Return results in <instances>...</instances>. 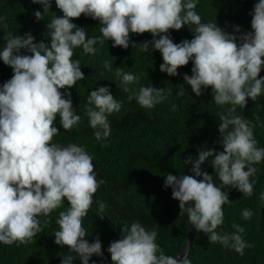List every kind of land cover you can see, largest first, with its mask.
Wrapping results in <instances>:
<instances>
[{
    "label": "clouds",
    "instance_id": "clouds-1",
    "mask_svg": "<svg viewBox=\"0 0 264 264\" xmlns=\"http://www.w3.org/2000/svg\"><path fill=\"white\" fill-rule=\"evenodd\" d=\"M31 3L42 7V11L33 13L39 21L44 19L43 12L50 11L53 0H31ZM54 3L62 15L54 14L47 22L48 43L35 42L31 32L9 33L0 47V61L12 71L11 77L0 84V244L30 242L42 231L38 217H48L66 201L68 207L56 219L58 230L52 233L56 245L68 247L69 254L61 258L60 264H74L76 258L80 264H90L93 255L100 258L99 264H104L99 236L89 242L82 226L102 179L97 178L93 158L83 146L54 141L59 132L53 125L58 116L60 127L70 131L81 120L74 111L70 89L85 76L81 62L70 59L74 49L82 48L85 54L94 55L95 45L110 40L112 47L128 49L131 45L140 52L158 50L163 61L159 70L169 76L180 74L178 68L191 61V75L180 74L191 92L200 96L210 86L215 104L230 105L226 112L217 114L223 150H204L201 146L195 158L188 155L183 160L184 166L191 165L192 175L168 173L163 186L171 188V197L179 202L180 215L186 213L188 223L206 234L209 243H219L243 255L245 248L253 247L243 238L244 227L234 223L232 233H220L217 229L224 222L223 206L231 203L227 190L234 188L251 197L258 171L254 165L264 162V147H258L255 125L241 115H234L237 106L246 105V98L255 101L264 95V76H259L264 69V0H255L248 13L251 31L243 32L240 25H232L233 31L229 32L216 21L202 22L195 10L199 0H54ZM81 14L99 22L98 35L87 36L85 28L70 19ZM4 20L0 16V27L4 26ZM184 26L192 38L173 42L169 30ZM145 32L151 34V39L140 43L130 39V33ZM103 67L112 71L108 61ZM115 77L116 86L126 93L140 79L120 67H116ZM170 94V89L140 85L128 99L150 110L166 101ZM177 94L184 96V88ZM85 107L95 140L106 146L112 131L108 117L120 111L121 102L114 98L108 85L97 86L88 92ZM209 157L212 159L208 160ZM206 160L215 179L201 169ZM258 200L264 208V190ZM99 211L103 212V205ZM252 216L249 208L241 212L244 220ZM157 235L155 228L146 229L139 221L123 225L121 237L111 241L106 249L111 264H192L187 256L177 260L166 255L156 242ZM91 264L98 262L93 260Z\"/></svg>",
    "mask_w": 264,
    "mask_h": 264
},
{
    "label": "trees",
    "instance_id": "trees-1",
    "mask_svg": "<svg viewBox=\"0 0 264 264\" xmlns=\"http://www.w3.org/2000/svg\"><path fill=\"white\" fill-rule=\"evenodd\" d=\"M254 3L255 0H199L195 10L202 22L216 21L218 26L229 32L233 31L232 25H240L243 32L251 31V17L248 13ZM36 10L42 11V7L31 3V0H0V16L5 17L4 26L0 27V47L5 43L4 36L9 33L23 35L31 32L35 42L48 43L46 24L54 14L61 16L62 13L56 8L54 0L50 11L42 13L44 19L36 20L33 15ZM70 19L77 26L84 27L87 36L99 34L100 25L97 20L83 14L79 18ZM169 33L173 42L192 38L187 26L180 30L170 29ZM130 39L140 43L151 39V34L130 33ZM95 47L97 51L94 55L85 54L82 48H76L70 58L81 62V71L85 76L70 89L74 111L81 116L80 123L72 130L65 131L60 127L57 116L58 122L55 121L53 125L56 123L59 132L54 141L82 145L103 175L102 183L95 193L96 206L92 205L87 216L82 219V226L88 233L85 239L92 242L98 235L104 264H111L110 253L106 249L111 241L119 239L116 231L121 233L123 225L139 221L146 229L155 228L157 244L166 255L174 256L185 242L188 219L186 213L180 215L179 202L171 197V188H165L163 181L168 173L185 174L190 164L184 166L183 160L188 155L195 158L201 146L205 149L219 136L217 114L226 112L230 105L215 104L210 86L200 96L191 92L190 85L180 75H191V61L179 67L180 74L173 77L159 70L163 61L158 50L140 52L131 45L128 49L112 47L110 40L104 44L98 43ZM105 61L112 65V71L103 67ZM116 67L140 77L136 85H130V92L126 93L116 86ZM263 72L264 69L259 76ZM11 75V68L0 61V84ZM105 85L110 87L114 98L122 105L119 112L108 117L112 131L106 146L95 140L85 115L88 92ZM140 85L161 87L166 91L170 89L171 94L153 109H144L134 99H128L131 92ZM182 87L184 96L177 94ZM242 108L237 106L234 115H240ZM245 118L255 125L254 135L258 147H264V95L255 101L249 100ZM212 149L223 150L220 143ZM208 160L201 165V169L212 174L215 179ZM254 166L258 171L254 177L256 182L253 195L244 196L234 188L227 190L231 203L223 206L224 222L217 229L220 233H232L235 231L232 225L239 224L245 229L243 238L253 247L245 248L244 254L239 255L219 243H209L206 234L195 229L187 254L192 264H264V208H261L258 200L259 193L264 190V162ZM100 205H103L102 213L116 229L101 217ZM67 207L65 201L61 208L54 210L48 217H38L42 231L30 242L0 244V264H60L61 258L69 254L68 247L56 245L52 233L58 230V213ZM245 208L253 211L250 220L241 217ZM93 260L99 264L100 258L93 255L90 264ZM74 264H80V260L76 258Z\"/></svg>",
    "mask_w": 264,
    "mask_h": 264
},
{
    "label": "water",
    "instance_id": "water-1",
    "mask_svg": "<svg viewBox=\"0 0 264 264\" xmlns=\"http://www.w3.org/2000/svg\"><path fill=\"white\" fill-rule=\"evenodd\" d=\"M263 75H264V72L260 76H263ZM74 96H75V94H74ZM246 100H247V103L242 108V111H241V114H240L243 118L246 117V110H247V106H248V103H249L250 98H246ZM58 121H56V122H58ZM55 126H56V123H55ZM221 139H222V137H220V135L217 136L214 140H212L209 143V145L204 150L212 149L216 144L220 143V140ZM76 144H78V143H76ZM78 145H80V144H78ZM92 163H93V170L95 172H97V174H98L97 175V178L98 179H102L103 178V175L100 173V171H99L98 167L96 166L94 160L92 161ZM185 175H192L191 165L185 171ZM188 203H189V206H192V202L191 201L188 202ZM93 206H96L95 194L93 195ZM100 215H101V217L104 220H106L110 225H112L116 229V227L114 226V224L103 213L100 212ZM194 232H195V228L192 227L191 224L188 223V228H187V234H186L185 242H184L183 247L181 248V250L176 255H174V258L175 259L179 260V259H182L184 256H187V254L189 252V249L191 247V244H192ZM116 233H117V235L120 238L121 237V233L118 230L116 231Z\"/></svg>",
    "mask_w": 264,
    "mask_h": 264
}]
</instances>
